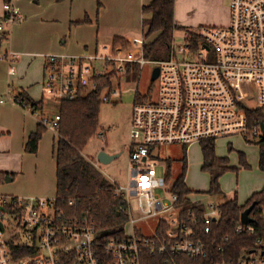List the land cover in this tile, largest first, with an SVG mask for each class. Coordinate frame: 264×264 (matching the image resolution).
Returning <instances> with one entry per match:
<instances>
[{
	"label": "built area",
	"instance_id": "1",
	"mask_svg": "<svg viewBox=\"0 0 264 264\" xmlns=\"http://www.w3.org/2000/svg\"><path fill=\"white\" fill-rule=\"evenodd\" d=\"M14 1L4 5L5 15L0 22L3 38L22 21ZM231 14L229 26L184 31L183 41L177 43L174 39L170 59L165 61L144 58V34L128 42V51L117 46L112 53L105 48L108 53L104 56H45L44 95L60 103L74 101L86 90H96L99 80L112 71L122 77L129 64L144 67L152 63L154 69L160 68L157 88L135 94L128 184L112 182L116 196L125 200L122 210L129 213L130 220L124 227L125 236L109 239L103 252L96 225L87 213L66 214L56 197L0 193V264H143L148 253L167 258L207 256L206 244L197 237V213L191 207L187 215L182 212L180 196L172 190L175 181H168L167 168L158 170L157 149L183 144L187 151L205 140L233 136L259 140L264 134L262 119L258 117L250 124L253 111L264 116V0H231ZM1 58L9 62V74L14 75L19 55L8 51ZM99 59L106 62L108 70L97 68ZM119 94L114 87L107 88L102 100L110 101ZM7 103L36 115L40 124L57 133L59 113L47 117L10 87L6 94H0V106ZM98 137L104 138L105 134ZM169 194L172 202L166 200ZM220 206L207 204L203 217L206 233L211 231L213 221L221 219ZM135 208L143 218L172 213L160 220L169 225L164 237L143 234L136 227ZM256 230L254 220L247 225L240 220L237 226L239 233L255 234ZM262 232L255 245L243 250L237 259L218 264H264V229ZM27 250L29 253L21 255ZM219 251L224 252V248Z\"/></svg>",
	"mask_w": 264,
	"mask_h": 264
},
{
	"label": "trees",
	"instance_id": "2",
	"mask_svg": "<svg viewBox=\"0 0 264 264\" xmlns=\"http://www.w3.org/2000/svg\"><path fill=\"white\" fill-rule=\"evenodd\" d=\"M98 5L100 8L103 6L101 0H98ZM175 9L176 0H152L151 4L143 7V27L146 29L144 32L146 43L143 51L147 61L157 62L170 59L176 32L189 30L177 24ZM84 22H89L88 17ZM113 44V47L122 46L126 51L131 48L128 41L121 37H115ZM140 68L139 63L129 64L125 75L133 74L134 76ZM119 79L121 77L118 73L112 71L99 80L96 90H86L74 101L61 102L59 110L61 120L57 131V203L68 215L87 213L93 219L100 236L103 252L104 244L109 239L125 236L124 227L130 217L127 211L122 210L126 205L125 200L123 197L116 196L112 181L107 179L94 161L85 157L83 153L90 141L103 132L100 123L101 108L104 103L102 95L107 88H113L115 80ZM20 96L27 104L31 103L36 109H41L44 104L43 102L36 103L24 93H21ZM258 117L264 121V116L260 111H253L250 115V124L252 125L254 119ZM47 130L46 127L39 124L37 131L29 137L26 146L28 153H38L39 144ZM257 144L260 147L259 166L264 171V134L257 140ZM200 145L203 153L202 171L210 175V192L218 193L221 191V178L231 169L229 158L220 157L217 154L216 140H205ZM181 162L183 172L174 182L172 190L180 196L179 204L184 206L182 210L184 214H188L191 208L196 211L199 220L197 237L206 244L208 254L202 259H192L186 256L167 258L164 255L148 253L143 258V264H166V260H169L168 264H218L237 259L243 250L254 246L257 239L263 235L264 189L254 193L245 204L240 203L237 194L233 198L227 199L220 206L223 212L221 219L213 221L211 231L206 233L203 217L207 205H191L188 199L191 190L186 183L188 171L186 147ZM164 163L167 168L168 181L172 182L173 160L167 158ZM241 163L248 167L245 155L241 156ZM6 175L7 173L0 172V185L5 181ZM254 202H257V206L251 213V217L257 230L255 234H251L249 231L239 233L237 226L240 223L241 215ZM168 227V222L162 220L155 235L164 237ZM220 247L224 248V252L219 251ZM25 253H29L28 250L21 255H25Z\"/></svg>",
	"mask_w": 264,
	"mask_h": 264
},
{
	"label": "rangeland",
	"instance_id": "3",
	"mask_svg": "<svg viewBox=\"0 0 264 264\" xmlns=\"http://www.w3.org/2000/svg\"><path fill=\"white\" fill-rule=\"evenodd\" d=\"M32 2L34 9L32 13L34 14L35 12L42 13V11L47 8L46 0H33ZM101 2L103 5L101 8L98 5V0H76L75 4L76 12L81 13L87 11L92 19L90 22H83L84 26L83 30H80L79 38L87 40L90 52L95 53L98 48V55L104 56L108 53V50L104 49V45H107L109 53H112L114 44L113 39H107V37L104 36L105 28L103 27V24L106 23L109 24V26L118 24L128 27L134 24V20L131 16L126 19L112 17L115 15V6L112 5L109 0H101ZM105 4L111 5L112 12L109 16H104ZM217 5L219 6L217 7ZM176 13L177 22L182 28L200 29L205 26L212 28L226 27L231 23V0H176ZM25 17H27V19L32 18L31 14L27 15L25 13L22 15V20H25ZM100 19L101 29H99L98 25ZM36 20L37 19H34V17L32 21L30 20L31 22L27 32V35L31 37L30 42L19 37L17 33H13V40L15 43L18 42V46L13 47L14 49L11 51L19 55V58L14 63L15 71L17 73L18 70V74H23L26 71L29 62V59L26 57L30 56L32 51H34L32 48L34 41L37 40L41 34L45 35L43 29L37 24ZM79 24H81V22ZM79 24L77 23L75 26H78ZM17 25H19V23L13 28ZM138 25V32L134 33L132 36L142 38V20L138 22ZM70 26L71 24L69 27ZM183 32L184 30L176 32L175 41L177 43L183 41ZM74 35H77L76 31H74ZM62 42L63 41L59 43L62 45ZM23 60L24 62L21 64ZM4 62L6 63L3 65L6 67L8 65V67H10L8 61L4 60ZM105 63L104 60L99 59L95 64L98 69L106 71L108 68ZM0 67L3 66L0 65ZM110 69L111 68L109 67V70ZM153 70L154 65L152 63H147L144 67L141 66L140 70L135 73L134 76L133 74L130 76L123 75L121 79L115 80L113 87L116 91H119L120 94L113 97L110 101H105L101 108L100 123L103 128L102 133L105 134V137H97L91 140L83 153L85 157L94 161L97 168H99L107 179L120 186H126L128 184L131 142L130 129L135 94L136 92L146 93L151 87L157 88L158 81H155L154 83L152 81ZM17 83L15 84V87L10 81L9 85L6 83L4 88L0 85V94H6L9 87L13 88L14 92L17 94L15 89L17 88ZM46 99L48 105L44 114L49 118H53L59 113L60 102L54 101L50 99V97H47ZM45 134L43 139L46 136L45 141H48L47 149L45 151L47 161L42 160L41 163L47 166L52 172V180L50 181V184L40 179L34 180L48 185L51 189V196L53 198L54 195L56 196L57 194L53 178V169L55 165L56 170V163L54 164V160L51 158L54 138L50 131H47ZM184 148L185 146L183 144H171L163 145L161 147L159 146L157 149V154L159 156L158 170L160 172H163L166 169L164 159L171 158L173 160V181H176L183 172L181 160L184 156ZM216 149L218 154L229 158V164L231 166V169L221 178V191L218 193L210 192V175L202 171L203 153L201 145L194 144L188 150V171L186 176V183L191 190V194L203 195L205 201H214L215 203L222 204L236 194H238L239 200L248 201L255 192L264 189V171H262L259 166L260 147L257 144L256 139H248L245 136H233L228 139H218L216 141ZM102 150L110 155H118V157L110 163H102L98 160V155ZM242 155H245L248 167L242 165ZM26 186L27 185L22 183L21 180L13 182L5 181L0 185V193L21 196L23 194L22 191L25 190ZM166 200L172 202L170 194ZM171 216L172 213L143 218V214H141L137 208L134 210V218L137 220L136 227L145 235L155 234L160 220Z\"/></svg>",
	"mask_w": 264,
	"mask_h": 264
},
{
	"label": "crops",
	"instance_id": "4",
	"mask_svg": "<svg viewBox=\"0 0 264 264\" xmlns=\"http://www.w3.org/2000/svg\"><path fill=\"white\" fill-rule=\"evenodd\" d=\"M8 1L10 0H0V22L5 15L4 5ZM32 1L33 0H15L14 3L20 9L21 14H31L32 18L27 19V17H25V20H22L19 25L13 28L10 31L11 35L9 34L10 36L6 38H3V34L0 32V62H2L0 65L3 66L0 67V85L4 88L5 84L8 83L9 85L10 81L15 87V84L18 82L17 88H15L17 94L20 95L21 93H24L36 103L43 102L44 104L39 110L46 112L48 103L43 91L45 88V56L51 54H65L75 57H87L96 54L98 55L99 53L97 50L98 48L95 53L90 52L87 40L79 38L80 30H83L84 26L82 22H84L87 17L89 22L90 20L92 21V19L87 11L81 13L76 12V0H46L47 8L42 11V13L35 12V14L32 13L34 11ZM109 2L115 6V15L112 17L126 19L131 16L134 20V24L132 26L124 27L123 25L118 24L109 26V24L105 23L103 24V27L105 28L104 36L107 37V39L110 38L113 40L115 37H121L128 42L134 38H138L132 35L139 30L138 22L142 20L143 23V7L151 4L152 0H109ZM218 6L219 5H217V7ZM104 12V16H109L112 12L111 5L105 4ZM33 17L34 19H37V24L43 29L45 35L41 34V36L34 41L32 47L34 51H32V55L30 54V56L26 57L29 59L26 71L23 74H18L17 70V73L10 76V67H8V65L7 67L3 65L6 62H4L1 56L8 51L13 50V47L18 46V42L15 43L13 40V33H17L19 37H22L27 42L31 41V37L27 35V32ZM175 20L177 22L176 9ZM80 22L81 24H79ZM77 23L79 25L75 26ZM70 24L71 26L69 27ZM98 25L99 29H101V19L100 23L98 21ZM145 30L146 29L143 27V34ZM74 31H76L77 35H74ZM61 41H63L62 45L59 43ZM105 48H107V45H104V49ZM39 124V119L36 115L27 112L25 109L17 105L7 103L0 106V172L7 173V175L13 177L11 182L21 180L22 183L27 185L25 190L22 191V197L52 199L50 187L34 180L40 179L49 184L52 180V172L47 166L41 163L42 160L47 161L45 151L47 149L48 141H45L46 136L44 139L42 138L43 140H41L39 144V151L37 154H30L26 151L29 137L32 133L37 131ZM47 131L52 132L54 138L51 158H53L54 164L56 163V170L55 165L53 169V178L57 192L56 141L58 135L55 131L49 129ZM191 147L192 146L187 149V156L188 150ZM218 155L220 157H225L220 154ZM55 197L56 196L54 195L53 198ZM188 199L191 205H207L209 202H214L205 201L203 195L197 194L188 195ZM239 201L241 204L247 202Z\"/></svg>",
	"mask_w": 264,
	"mask_h": 264
},
{
	"label": "water",
	"instance_id": "5",
	"mask_svg": "<svg viewBox=\"0 0 264 264\" xmlns=\"http://www.w3.org/2000/svg\"><path fill=\"white\" fill-rule=\"evenodd\" d=\"M159 74H160V68L156 67L152 73V81H155L159 77ZM263 131H264V125H263ZM117 157H118V155H110L103 150L99 153L98 160L102 163L107 164V163H110L112 160H114ZM12 180H13V177H11L10 175H7L5 178L6 182H11ZM256 206H257V202H254L248 209H246L242 213L241 222L243 224L247 225L253 221V218L251 217V213L253 212V210L255 209Z\"/></svg>",
	"mask_w": 264,
	"mask_h": 264
}]
</instances>
